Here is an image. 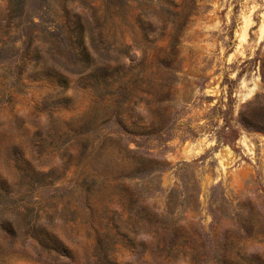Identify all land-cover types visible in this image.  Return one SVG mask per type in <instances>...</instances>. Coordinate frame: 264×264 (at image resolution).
<instances>
[{"label": "rangeland", "instance_id": "rangeland-1", "mask_svg": "<svg viewBox=\"0 0 264 264\" xmlns=\"http://www.w3.org/2000/svg\"><path fill=\"white\" fill-rule=\"evenodd\" d=\"M24 1V22L15 17L6 27L10 3L0 0V264H154L150 249L157 243V226L128 215L117 198L97 206L107 212L108 239L89 226L96 217L68 210L62 194L76 178V146L65 142L42 157L34 150L38 132L48 131L51 117L74 120L86 111L88 99L79 75H66L71 108L59 105L52 112L48 99L56 84L50 61L44 50L37 58L39 40L26 50L23 32L40 35L52 20L65 24L67 19L60 4L55 13L44 14L40 0ZM140 1L131 3L133 30L119 20L109 37L127 51L126 68L159 66L153 56L163 53L159 50L170 31L169 25L162 31L163 22L152 15L143 16L151 25L142 29L136 17L146 8ZM193 1L195 10L169 68L171 96L160 105L162 121L150 97L141 93L127 112L135 128L154 124L150 135L134 138L139 146L131 147L159 170L148 178H125L124 184L137 194L138 210L168 222L173 230L196 231L219 247L230 232L243 233L241 223L254 221L264 229V0ZM86 2L94 9L85 8L82 0L66 4L71 21L74 14H103V0ZM153 5L159 12L156 1ZM145 31L151 42L144 39ZM142 96L148 102L140 101ZM50 182L61 197L42 199L48 191L39 183ZM30 185L38 190L29 192ZM236 246L249 263L264 264L263 234L237 240ZM187 251L178 247L167 264H192Z\"/></svg>", "mask_w": 264, "mask_h": 264}, {"label": "trees", "instance_id": "trees-1", "mask_svg": "<svg viewBox=\"0 0 264 264\" xmlns=\"http://www.w3.org/2000/svg\"><path fill=\"white\" fill-rule=\"evenodd\" d=\"M70 1L72 0L62 2L40 0V3L44 4L40 9L44 14L55 13V6L62 5L59 7L63 8L67 23L52 20L51 26L40 35L23 32L26 37L23 42L26 50L32 46L34 40H39L41 45H37L35 49L37 58H42L41 51L44 50L50 61V74L56 84V91L48 99L55 108L52 112L56 113L59 105L65 109L71 108L69 99L65 96L68 88L66 75H79L80 89L87 95V109L81 116L68 122L60 118L56 122V118L51 117L48 131L38 132V139L34 145L38 157H42L49 150L60 148L65 142L77 147L76 178L68 181L67 191L62 194L68 200V210L73 215L82 213L96 217L97 219L91 221L89 226L93 229L96 227L97 229H94L96 232L102 231L104 239H108L104 232L108 229V224L105 223L107 212L99 211L97 206L99 203L103 204L117 198L128 215L157 226L155 230L157 243L150 249L154 264L169 263L171 254L175 253L178 247L188 248L192 264H207V261L215 264H252L237 248L236 241L248 240L256 234L264 235V229L256 227L254 221L248 224L251 227L241 223L243 233L230 232L226 242L216 247L213 241L207 244L196 231L191 233L182 227L173 230L168 222L138 210L137 194L124 184L125 178L143 176L148 178L151 172L159 170V165H153L151 159L131 147L132 143L139 146L134 138L148 137L155 127L154 124L135 128L134 124L128 123L127 112L130 110L132 99L141 93L150 97V102L158 109L156 113L159 123L162 121L164 112L160 105L169 102L171 96L169 93L172 77L169 68L177 60V46L195 10L194 1L185 0L181 6L172 0L140 1L141 8H146L141 9L136 17L140 27L144 29V25L148 23L143 22V16L152 15L158 16L163 22L162 31L166 30L168 25L170 31L167 45L159 50L163 53L153 56L157 59L154 64L159 66L151 67L152 63L148 66L141 64L139 69L133 66L126 68L123 58L127 51L109 41L111 29L116 21L122 20L124 25L133 30L128 16L132 8L131 3L139 0H103L104 9L101 16L95 12L90 16L86 13L83 16L74 14L73 17L76 19L73 21L70 20L66 5ZM154 1L157 2L159 12L153 5ZM9 3L6 27H10L15 17L21 21L26 19L24 0H9ZM82 3L85 8L94 9L86 0H82ZM150 25L148 23V26ZM144 39L152 41L146 31ZM145 96L139 100L148 102ZM65 156H68L70 161L72 155L66 152ZM39 186L48 191L42 199L61 197L56 196L58 187H51V182L39 183ZM35 189L30 185L29 192L33 193ZM82 202L83 205L80 204ZM207 241L209 242V239ZM102 254L105 258L108 257V251L103 250Z\"/></svg>", "mask_w": 264, "mask_h": 264}]
</instances>
